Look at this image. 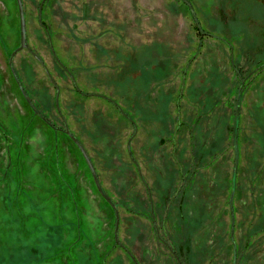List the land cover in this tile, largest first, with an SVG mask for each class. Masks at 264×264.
Wrapping results in <instances>:
<instances>
[{
	"label": "rangeland",
	"instance_id": "1",
	"mask_svg": "<svg viewBox=\"0 0 264 264\" xmlns=\"http://www.w3.org/2000/svg\"><path fill=\"white\" fill-rule=\"evenodd\" d=\"M187 1L0 0V264H264V0Z\"/></svg>",
	"mask_w": 264,
	"mask_h": 264
},
{
	"label": "water",
	"instance_id": "2",
	"mask_svg": "<svg viewBox=\"0 0 264 264\" xmlns=\"http://www.w3.org/2000/svg\"><path fill=\"white\" fill-rule=\"evenodd\" d=\"M44 0H42V3H43ZM188 6L190 5L187 0H183ZM16 3H17V8H18V17H19V45L16 49L13 50V52L11 53L10 55V59H9V65L11 66V62L13 60V57L15 56V54L22 50V49H28L27 47V44H26V26H25V14H24V9H23V4H22V0H16ZM42 3L41 5L39 6V17H38V21L39 23L41 24V17H40V12H41V7H42ZM197 22V21H196ZM198 25V28L200 29V26L199 24ZM48 38L50 39L49 35H48ZM50 47H51V50H52V46H51V43H50ZM53 52V50H52ZM54 84V82H52ZM55 85V84H54ZM56 87V86H55ZM57 89V87H56ZM21 91L23 92L22 88H21ZM24 93V92H23ZM27 100V99H26ZM28 103H30L29 100H27ZM65 132L66 134L71 138V140L77 145V147L79 148V150L81 151L84 159L86 160L88 166H89V169L91 170V173H92V176H93V179H94V182H95V185H96V188L97 190L99 191V193L106 199V201L108 203H110V205L115 208V205L105 196V194L103 193L100 185H99V182H98V179L94 173V169H93V165L84 149V147L82 146V144L71 134V132L69 131L68 127L65 125ZM232 201V199H231ZM117 223H118V216L116 214V226H117ZM175 258L177 259V261H179L177 255L171 251Z\"/></svg>",
	"mask_w": 264,
	"mask_h": 264
},
{
	"label": "flooded vegetation",
	"instance_id": "3",
	"mask_svg": "<svg viewBox=\"0 0 264 264\" xmlns=\"http://www.w3.org/2000/svg\"><path fill=\"white\" fill-rule=\"evenodd\" d=\"M45 1H46V0H44L43 3H44ZM43 3H42V4H43ZM45 32H46V31H45ZM46 35H47V38H48V34H47V33H46ZM48 40L50 41L49 38H48ZM50 49H51V48H50ZM52 54H53V52H52ZM42 65H43V64H42ZM43 67H45V65H43ZM61 67H62V66H61ZM62 68H63V67H62ZM45 70H46V69H45ZM65 71H66V70H65ZM66 72L68 73V71H66ZM68 74H69V73H68ZM69 76H71V74H69ZM71 79L73 80L72 77H71ZM55 86L57 87V85H54V87H55ZM56 87H55V89H56ZM56 90H57V94H58V93H59V89H58V87H57ZM57 97H58V96H57ZM57 97H56V102H57ZM43 119H44V118H43ZM76 146H77V145H76Z\"/></svg>",
	"mask_w": 264,
	"mask_h": 264
},
{
	"label": "trees",
	"instance_id": "4",
	"mask_svg": "<svg viewBox=\"0 0 264 264\" xmlns=\"http://www.w3.org/2000/svg\"><path fill=\"white\" fill-rule=\"evenodd\" d=\"M188 2V1H187ZM197 27H198V25H197ZM199 29V28H198ZM199 30H201V28L199 29ZM202 34H204L203 32H201ZM29 105H31V102L29 103ZM36 115H38L39 116V113L37 114V113H35ZM97 189V188H96ZM98 191V190H97ZM99 192V191H98ZM101 195V194H100ZM102 196V195H101ZM103 197V196H102ZM104 198V197H103ZM105 199V198H104ZM106 200V199H105ZM113 203V202H112ZM110 204V203H109ZM114 210H115V213L117 212V208H116V205H115V208H113ZM174 255V254H173Z\"/></svg>",
	"mask_w": 264,
	"mask_h": 264
}]
</instances>
